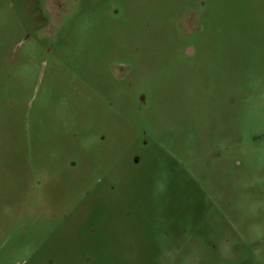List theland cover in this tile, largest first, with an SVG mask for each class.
<instances>
[{
  "label": "rangeland",
  "instance_id": "obj_1",
  "mask_svg": "<svg viewBox=\"0 0 264 264\" xmlns=\"http://www.w3.org/2000/svg\"><path fill=\"white\" fill-rule=\"evenodd\" d=\"M0 264H264V0H0Z\"/></svg>",
  "mask_w": 264,
  "mask_h": 264
}]
</instances>
